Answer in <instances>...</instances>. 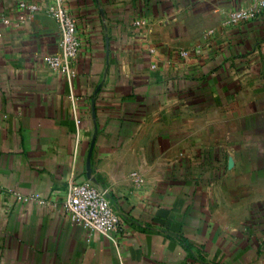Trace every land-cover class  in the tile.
<instances>
[{"label": "crops", "instance_id": "crops-1", "mask_svg": "<svg viewBox=\"0 0 264 264\" xmlns=\"http://www.w3.org/2000/svg\"><path fill=\"white\" fill-rule=\"evenodd\" d=\"M248 1L61 0L67 76L55 0H0V264H264V11L225 23ZM70 181L107 190L114 240Z\"/></svg>", "mask_w": 264, "mask_h": 264}, {"label": "built area", "instance_id": "built-area-1", "mask_svg": "<svg viewBox=\"0 0 264 264\" xmlns=\"http://www.w3.org/2000/svg\"><path fill=\"white\" fill-rule=\"evenodd\" d=\"M19 7L27 12H35L39 7L34 3L20 1ZM60 30V51L46 57L47 64L55 70L72 75L71 63L80 49V39L74 18L66 11L61 0L50 6ZM264 11V0H250L229 11L226 25H236L256 19ZM80 120L76 119V124ZM132 176H136L132 173ZM63 207L73 223L87 229L97 230L114 240L119 218L107 198V190H99L86 183L70 181L64 192Z\"/></svg>", "mask_w": 264, "mask_h": 264}]
</instances>
